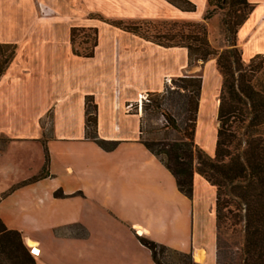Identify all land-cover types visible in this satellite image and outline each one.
Returning a JSON list of instances; mask_svg holds the SVG:
<instances>
[{
  "label": "crops",
  "instance_id": "obj_1",
  "mask_svg": "<svg viewBox=\"0 0 264 264\" xmlns=\"http://www.w3.org/2000/svg\"><path fill=\"white\" fill-rule=\"evenodd\" d=\"M189 1L193 10L167 0H0V42L14 45L0 74V219L36 248L35 264H155L139 236L215 264L214 186L193 171L185 195L139 139L142 96L193 73L187 50L111 23L193 18L205 0L200 11ZM248 1L237 30L244 60L264 54V0ZM71 26L95 27L91 56L72 52ZM198 74L195 143L201 128L214 141L221 83L213 58ZM87 95L96 136L116 141L110 149L85 134Z\"/></svg>",
  "mask_w": 264,
  "mask_h": 264
},
{
  "label": "trees",
  "instance_id": "obj_2",
  "mask_svg": "<svg viewBox=\"0 0 264 264\" xmlns=\"http://www.w3.org/2000/svg\"><path fill=\"white\" fill-rule=\"evenodd\" d=\"M167 1L182 10L194 9V4L189 0ZM205 3L201 20L179 22L178 29L173 33L162 32L158 34L162 39L149 37V40L164 46H184L187 50V65H191L194 60L203 62L214 57L221 83L213 153L210 155L205 152L193 139L201 83L199 74L171 78L173 86L165 83L161 90L147 92L146 101L141 103V111L151 105L150 111H159L163 115L161 127L177 130L179 135L171 137L163 130L156 138L143 137L141 114L139 139L170 171L177 189L185 195L191 193L193 171L214 186L215 264H226L225 257L231 264H264V68L261 65L264 54H254L244 61L233 37L253 4L248 0H205ZM217 9L224 12L221 23L231 36L220 50L209 45L203 23ZM111 23L147 38L140 31L142 21L114 19ZM76 30H82L84 36L82 41L85 45L79 50L73 45ZM69 41L73 53L91 56L96 44V29L92 26H71ZM13 52L12 43L0 42V74ZM174 94L181 99L180 120L162 108L166 99L173 98ZM84 130L86 136L105 149L115 145V140L96 136L95 104L89 95L84 100ZM43 173L44 167L39 175ZM54 193L60 194L59 191ZM2 195L0 193V198ZM241 207L243 224L241 230H237L240 236L237 250L231 255V250L221 249L223 241L220 228L226 220H230L229 224L239 221ZM138 238L149 249L155 264H167L159 258V253L164 250L185 256L186 264H199L192 261L187 252L170 249L144 236ZM34 256L21 233L6 227L0 219V264H35ZM171 264L181 263L177 261Z\"/></svg>",
  "mask_w": 264,
  "mask_h": 264
},
{
  "label": "rangeland",
  "instance_id": "obj_3",
  "mask_svg": "<svg viewBox=\"0 0 264 264\" xmlns=\"http://www.w3.org/2000/svg\"><path fill=\"white\" fill-rule=\"evenodd\" d=\"M199 9L198 11L201 10L202 8V2H197ZM206 8V3L204 4L203 10L196 15L193 18H186L183 17L182 15L179 17H172L169 16L168 14L164 15H148L140 18H124L122 21L124 22H130V21H142L143 23L140 25V31L143 32L147 38L149 39H158V34L162 32H166L168 34L173 33L176 31L179 27V22L183 21H199L201 20L202 14L205 11ZM90 9V8H89ZM89 9L85 8L84 13H88V15H94ZM223 11L220 9L215 10V12L206 20L203 21L204 27H205V33H206V38L209 43V45L213 48H216L217 50H220L221 48L225 47L228 41L230 40L231 36L230 34L224 29L221 19L223 17ZM102 18V17H101ZM107 18V17H106ZM108 19V18H107ZM113 19L110 17L111 20ZM59 28V29H58ZM55 27L52 25V31H56L57 34L61 33L60 27ZM239 28V27H238ZM238 30V29H237ZM137 34V33H136ZM139 35V34H138ZM234 39H235V44L236 46L241 50V47L238 43L237 40V31L234 34ZM84 38L83 36V31L82 30H76V35L74 37V47L77 48L78 50L82 48V46L85 45V43L82 41ZM162 39V37L160 38ZM173 39V38H172ZM172 46H179V45H172ZM184 47V46H183ZM213 58L214 57H209ZM241 58L242 54H241ZM244 60V59H243ZM247 61V60H244ZM203 62L200 60H194L190 66L186 69V73H191L193 74H198L200 71V68L202 66ZM262 68H264V62H262ZM217 68V67H216ZM194 69V70H193ZM218 70V69H217ZM167 84L174 85V83L169 79ZM177 83V82H176ZM149 96V94H148ZM147 99V96H146ZM146 99H141V103L143 101H146ZM181 99L176 96V94L173 95V98H168L166 99V102L163 103L162 108L165 109L166 111H169L171 114L175 116L177 120H180L181 117ZM130 110L134 109V104L131 105L129 108ZM151 105L149 108H147L145 111H141L142 118H143V137L147 139H153L156 138L157 136L160 135V133L163 130H166L169 136L171 137H176L179 135L177 130H173L170 128L164 129V127H161V124L163 122V115L158 111V112H152L150 111ZM47 120V119H46ZM217 123V120L215 121ZM45 126L48 128L49 123L46 121L44 123ZM216 126V124H215ZM197 144L205 151L208 153V151H212L209 153L210 155L213 153V146H214V141H212L211 136H209V133L206 130H203L202 128L198 130L197 134ZM243 208L239 210V221L229 224L230 220L225 221V225L221 226L220 230H222L220 234V238L222 239L223 243L221 246L222 250H231V255H234V251L237 250L236 245L238 244L239 241V232L237 230H241L242 224H243ZM228 253V252H227ZM159 258L167 264H171L174 262H179L181 264H186L187 263V258L185 256H182L176 252H173L171 250H164L163 252L159 253ZM226 259V264H231L229 262L228 257H225Z\"/></svg>",
  "mask_w": 264,
  "mask_h": 264
},
{
  "label": "built area",
  "instance_id": "obj_4",
  "mask_svg": "<svg viewBox=\"0 0 264 264\" xmlns=\"http://www.w3.org/2000/svg\"><path fill=\"white\" fill-rule=\"evenodd\" d=\"M142 98L146 99V93L142 96ZM131 105H132V103H127L126 104L128 109L131 107ZM29 251L32 252L33 254L37 253V250L35 251L33 246H29Z\"/></svg>",
  "mask_w": 264,
  "mask_h": 264
},
{
  "label": "bare ground",
  "instance_id": "obj_5",
  "mask_svg": "<svg viewBox=\"0 0 264 264\" xmlns=\"http://www.w3.org/2000/svg\"><path fill=\"white\" fill-rule=\"evenodd\" d=\"M34 250L36 251V248H34Z\"/></svg>",
  "mask_w": 264,
  "mask_h": 264
}]
</instances>
